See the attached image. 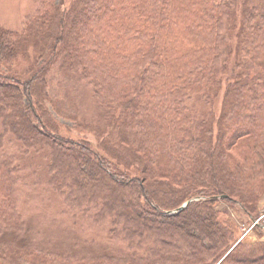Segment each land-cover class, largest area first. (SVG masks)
Masks as SVG:
<instances>
[{"label": "trees", "instance_id": "1", "mask_svg": "<svg viewBox=\"0 0 264 264\" xmlns=\"http://www.w3.org/2000/svg\"><path fill=\"white\" fill-rule=\"evenodd\" d=\"M39 1L25 22L46 49L54 21L46 10L31 19L48 6ZM63 3L54 10L60 31L53 49L62 43L70 51L62 49L56 59L62 55L69 68L82 66L83 79L105 96V109L118 104L128 113L123 126L133 136L114 141L99 134L95 145L65 135L69 127L56 122L45 103L46 62L25 79L0 73V144L11 134L28 152H44L51 185L67 211L93 230L105 229L117 255L125 245L128 261L225 264L245 243L229 247L238 230L221 222L227 211L218 202L253 222L264 194V76L261 69L253 74L264 63V8L239 5L237 55L244 73L226 74L224 25L232 18L236 28L238 17L231 0ZM17 36L0 23V63L25 51ZM193 95L221 98L218 118L212 111L204 120L193 117L186 107ZM18 172L11 155L0 156V224L10 227L22 221L13 201ZM259 247L264 250V243ZM39 254L42 264L66 263ZM263 258L264 252L256 261Z\"/></svg>", "mask_w": 264, "mask_h": 264}, {"label": "rangeland", "instance_id": "2", "mask_svg": "<svg viewBox=\"0 0 264 264\" xmlns=\"http://www.w3.org/2000/svg\"><path fill=\"white\" fill-rule=\"evenodd\" d=\"M64 1L54 0L53 4L52 0H45L48 6L31 18L33 20L35 17L40 18L45 15L44 10L47 11L48 17L53 18L51 42L44 49L45 42L40 44L38 33L28 27L30 25L25 22L28 16L37 11L40 1L0 0V23L18 35L19 43L25 50L12 63L8 65L0 63V73L5 72L25 79L30 71L35 70V67H43L46 62H49L50 65L46 67L42 78L45 82V103L56 122L69 127V131L63 132L65 135L89 141L95 145L99 142V134L102 138L104 133L109 134L114 141L126 134L132 137L133 131L123 126L128 113L123 115L118 104H113L107 111L103 106L105 96L97 93L94 81L83 79L82 66L78 69L69 68L62 55H57L56 59L55 55L65 47L60 45L62 43H58L57 50L53 49L60 31L57 25L59 10H54L58 3L64 6ZM231 1L238 17L236 28L232 25L234 22L232 18L231 22L226 20L224 25L223 34L227 47L230 48L226 51L228 60L225 71L226 74H232L237 70L235 72L237 74L244 73L243 66H239L237 55L236 34L241 21L239 5L248 2L250 5L263 9L264 0ZM49 7L52 10H49ZM70 25L71 22L68 26ZM229 28H231L230 36ZM66 48L65 51L69 53L68 45ZM40 49L44 51L41 52L42 57L37 63L36 57L40 55ZM53 56H55L54 59ZM260 69L264 76V63L260 68H256L253 74ZM38 95L40 96V91ZM132 96L133 93L130 94V97ZM205 96L193 95L186 102L187 110L193 117L200 120H204V116L210 111L216 114L215 118H218L222 110V99L213 97L208 99ZM105 110L109 113H105ZM2 131L0 119V134ZM1 140L0 156L11 155L15 164L19 166V181L13 193V201L22 221L20 225L12 227L0 224V264H42L40 252L58 256L66 261L65 264H135L134 261L126 259L125 245L122 247V254L117 255L116 246L106 241L105 229L101 228L103 232L93 230L84 218L80 219V215L73 216L67 211L51 185L50 177H48L49 158L44 152L43 154L28 152L11 134H7ZM26 145L29 146V144ZM258 205L260 216L264 213V194L259 199ZM217 208L227 211L219 215L221 222L238 230V235L230 242L229 247L232 249L235 243L241 240L245 243L244 246L236 249L225 264H240L238 261L241 259L245 260L244 264H264V258L256 261L257 257L264 252L260 247L257 248L259 243H264L260 242L264 241V230L251 229L253 222L243 213L241 214L239 208L232 209L224 202H218ZM259 227L262 225L260 224ZM259 234L263 236L262 240L257 237ZM111 248H114L113 251L108 250ZM44 264L49 263L44 262Z\"/></svg>", "mask_w": 264, "mask_h": 264}, {"label": "built area", "instance_id": "3", "mask_svg": "<svg viewBox=\"0 0 264 264\" xmlns=\"http://www.w3.org/2000/svg\"><path fill=\"white\" fill-rule=\"evenodd\" d=\"M262 225L264 227V213L262 215H260L252 224V228H254L257 225ZM251 228V229H252Z\"/></svg>", "mask_w": 264, "mask_h": 264}, {"label": "water", "instance_id": "4", "mask_svg": "<svg viewBox=\"0 0 264 264\" xmlns=\"http://www.w3.org/2000/svg\"><path fill=\"white\" fill-rule=\"evenodd\" d=\"M189 202H190V200L188 202H186L185 205L179 209V211H181L185 206H187Z\"/></svg>", "mask_w": 264, "mask_h": 264}]
</instances>
